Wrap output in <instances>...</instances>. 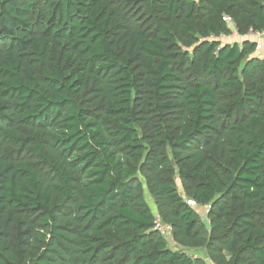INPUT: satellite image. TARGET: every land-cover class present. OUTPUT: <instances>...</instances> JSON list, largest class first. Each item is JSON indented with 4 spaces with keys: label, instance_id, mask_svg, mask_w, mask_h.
<instances>
[{
    "label": "trees",
    "instance_id": "obj_1",
    "mask_svg": "<svg viewBox=\"0 0 264 264\" xmlns=\"http://www.w3.org/2000/svg\"><path fill=\"white\" fill-rule=\"evenodd\" d=\"M226 18L264 0H0V264H264V59Z\"/></svg>",
    "mask_w": 264,
    "mask_h": 264
},
{
    "label": "built area",
    "instance_id": "obj_2",
    "mask_svg": "<svg viewBox=\"0 0 264 264\" xmlns=\"http://www.w3.org/2000/svg\"><path fill=\"white\" fill-rule=\"evenodd\" d=\"M226 22L228 23H233L231 18H226L225 19ZM264 36V32H254V31H250L249 34L247 35L248 39L253 41L254 43H256L257 47H256V51H260L261 50V44L259 43V40ZM188 205L195 208L198 206V204L196 203V201L189 199L188 200ZM156 231H159L160 234L162 235V237L166 238L169 234V230L170 227L164 225L159 217H156Z\"/></svg>",
    "mask_w": 264,
    "mask_h": 264
},
{
    "label": "rangeland",
    "instance_id": "obj_3",
    "mask_svg": "<svg viewBox=\"0 0 264 264\" xmlns=\"http://www.w3.org/2000/svg\"><path fill=\"white\" fill-rule=\"evenodd\" d=\"M222 42H227V40H226V39H223ZM177 185H178V189H179V191L182 192L183 188H182L181 182H180L179 180H177ZM146 195H147V200H148V202H149V204H150V207H151L152 210L154 211L155 216L160 218V216H159V214H158V211H157V208H156V206L153 204V201H152L151 197H150L148 194H146ZM196 209L198 210V212H199L200 215L202 216V220H206V219H207L206 216H207V210H208V208H207V207H196ZM160 220H161V219H160ZM161 222H162V221H161ZM163 224H164V223H163ZM164 225H165V224H164ZM166 239H167L168 242L170 243V246H171L173 249L176 250V249H177V246L175 245V243H174V239H173V237H172V235H171V228H170V230H169V234H168V236L166 237ZM191 253H192V254H193V253H197L196 255H200V256H201V254H202V256H203V253H202V252H194V251H191Z\"/></svg>",
    "mask_w": 264,
    "mask_h": 264
},
{
    "label": "crops",
    "instance_id": "obj_4",
    "mask_svg": "<svg viewBox=\"0 0 264 264\" xmlns=\"http://www.w3.org/2000/svg\"><path fill=\"white\" fill-rule=\"evenodd\" d=\"M230 29H231V35L224 36L220 40L226 39L227 42L224 43H243L248 40L247 36H240L238 32L236 31L235 25L233 23H229ZM259 43L261 44V50L256 52L254 56L264 59V36L259 40Z\"/></svg>",
    "mask_w": 264,
    "mask_h": 264
}]
</instances>
